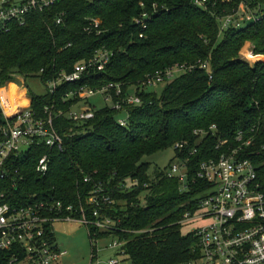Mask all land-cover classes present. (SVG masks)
Wrapping results in <instances>:
<instances>
[{
  "label": "trees",
  "instance_id": "16d2710c",
  "mask_svg": "<svg viewBox=\"0 0 264 264\" xmlns=\"http://www.w3.org/2000/svg\"><path fill=\"white\" fill-rule=\"evenodd\" d=\"M213 1L215 8L204 10L192 0H64L43 14H31L24 26L0 30V84L18 78L40 80L43 95L35 94L27 83L26 87L32 108L41 117L46 107L70 112L82 89L123 86L122 96L113 91L114 105L122 104V110L95 109V118L85 122L58 118L63 148H35L19 159L15 170L24 180L7 192L8 200L17 204L37 196L38 201L72 206L78 217L85 211L92 219L95 209L87 200L95 194L99 210L117 224L114 233L97 232L95 237H118L131 264L197 263L199 239L195 233L183 235L182 220L188 211L197 210L198 195L211 187L193 182L202 162L220 156L221 141L236 146L240 132L253 138L257 147L246 154L258 165L264 193V152L255 154L264 147V62L251 66L241 57L250 44L256 55L264 56V19L222 31L220 19L234 14L243 0ZM63 13L64 23L56 25ZM90 18L101 21L102 35L85 32ZM105 48L114 54L106 71L64 83L50 94L49 83L71 75L80 62ZM206 64L209 72L200 69ZM176 65L194 69L167 82L161 97L142 87L149 76ZM131 88L140 105L127 104ZM122 111L128 113L126 127L119 124ZM213 126L215 136L200 144L195 132ZM185 141L190 151L198 152L187 157L190 177L183 191L179 180L167 176V169L151 176V165L143 160ZM44 156L51 159L45 177L36 172ZM129 182L137 184L128 189ZM89 236L92 242L93 235ZM92 247L95 263L93 242Z\"/></svg>",
  "mask_w": 264,
  "mask_h": 264
},
{
  "label": "built area",
  "instance_id": "2783aa9c",
  "mask_svg": "<svg viewBox=\"0 0 264 264\" xmlns=\"http://www.w3.org/2000/svg\"><path fill=\"white\" fill-rule=\"evenodd\" d=\"M63 1L0 0V30L8 31L12 24L24 26L31 14H43ZM256 1L257 5H254ZM192 2L194 6L204 10L217 5L213 0ZM65 17V13L58 16L56 25L63 24ZM263 19L264 0H243L234 14L221 18L220 22L223 31L230 26L241 28ZM88 22L89 27L85 29L87 34L102 35L100 20L90 18ZM137 24H144V20H137ZM71 46L70 44L69 47ZM246 51L248 61H259L261 56L256 55L253 48ZM113 55L106 48L97 51L93 58L80 62L71 75H62L49 83L48 91L55 94L64 83H78L84 75L106 71ZM192 69L194 67L176 65L159 71L149 76L142 87L148 89L166 84ZM200 69L209 72V65H202ZM18 80V84L24 89L19 91L17 84H14L17 94L8 101L5 91L13 83L0 84V110L4 116V124L0 125V264H61L68 252L62 249L55 236L54 225L59 222L80 223L89 228V234L93 235L92 242L97 247V260L99 240L94 233H114L117 224L103 214L102 209L99 210L100 204L95 194L87 200V205L95 209L91 219L85 211H82V217H78L72 206L65 207L62 202L38 201L37 196L14 204L8 200L7 192L17 189L24 180L23 177L17 178L15 170L19 159L35 148H63L64 139L56 128L58 118L64 116L74 122L92 120L95 118V108H86L79 113H73V109L96 95H102L106 102L114 104L113 91L116 97H120L123 86L111 84L97 90L82 89L76 94L78 104L70 112L64 113L54 107H46L44 116L41 117L32 108L26 81L21 78ZM7 102L12 107L11 111ZM126 102L130 106L142 103L139 97H129ZM113 108L122 110L123 106L118 103ZM119 124L126 127L127 121L119 120ZM216 132L217 127L213 126L209 131H196L195 137L201 144L206 137L215 136ZM235 141L236 146L229 140L221 141L217 146L220 156L199 165L193 183L204 182L211 187L198 195L197 210L188 211L182 220L183 225L196 220L208 221V224L195 231L201 251L199 261L205 264H264V193L258 184V165L247 158L246 154L249 149L257 147V144L253 138L246 139L243 132L237 135ZM174 149L181 157H177L178 162L170 167L167 176L179 180L182 190L186 191L190 177V161L187 157L196 154L198 149L190 151L188 141L178 143ZM263 152L264 147H261L255 154L262 156ZM50 163L49 156L42 157L36 172L43 177L47 176ZM85 182L88 183L89 179ZM136 184L134 182L127 187L130 189ZM110 239V248L125 255L122 251L124 243L118 237ZM109 264L120 263L111 260Z\"/></svg>",
  "mask_w": 264,
  "mask_h": 264
},
{
  "label": "rangeland",
  "instance_id": "374dc122",
  "mask_svg": "<svg viewBox=\"0 0 264 264\" xmlns=\"http://www.w3.org/2000/svg\"><path fill=\"white\" fill-rule=\"evenodd\" d=\"M252 48L253 46L250 44V46H247L241 54L242 60L244 59L245 62L251 66L255 65L256 63L248 61L245 53L247 52L246 50L250 51ZM258 62H264V56H261ZM26 83L29 89L35 94L43 95L45 93V88L40 80H30ZM17 86L19 87V91H22L24 89L19 84H17ZM165 86L166 84H161L157 87H150L147 90H149V92H154L159 97H161ZM14 87L15 86H12L10 89H8L11 92L10 94L9 91H5V98L7 101L8 96L10 97V95H13L12 91ZM130 95V97H137L135 88L130 89ZM8 103L9 102H7V105ZM8 106L9 110L11 111L12 107L10 106V103ZM106 107L113 108L114 104L112 102H106L104 96L96 95L91 97L89 100L82 102V104L77 105L73 109V113H79L86 108H95L97 110H102ZM118 119L127 121L128 113L126 111L120 112L118 115ZM177 160L178 158L175 149L170 148L166 151L144 158L143 163H149L151 165L149 172L150 175L153 176L158 171H165L166 169L169 171L170 166L176 164L178 162ZM128 184H130V182ZM206 224H208V221L206 220H196L186 223L183 225L182 233L185 236L193 234L197 229L202 228ZM54 229L58 244L62 247L63 250L68 252V255L63 258L61 264H93V247L91 238L89 236V228L80 223L59 222L55 223ZM111 243V239H102L97 241L99 251L98 258L94 264H109L111 260H116L120 264H131V262L127 260V257L125 255L120 254L119 250L110 248ZM194 264L205 263L199 261Z\"/></svg>",
  "mask_w": 264,
  "mask_h": 264
},
{
  "label": "crops",
  "instance_id": "0c3cea01",
  "mask_svg": "<svg viewBox=\"0 0 264 264\" xmlns=\"http://www.w3.org/2000/svg\"><path fill=\"white\" fill-rule=\"evenodd\" d=\"M11 83H13V84H11V85H13V86H15L14 84H18V83H20V81L18 80V82H11ZM7 91H9V94L11 93L10 92V90H8V88H7ZM17 94V90H16V86H15V90H14V92H13V95H16ZM13 95H10V97L8 96V99H11L12 98V96ZM25 105V104H24ZM27 105H25V107H26ZM56 236V235H55ZM58 242V241H57Z\"/></svg>",
  "mask_w": 264,
  "mask_h": 264
}]
</instances>
